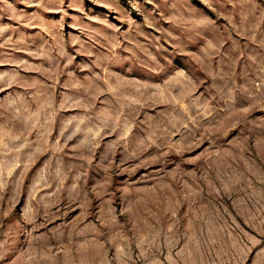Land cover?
Segmentation results:
<instances>
[{
  "label": "rangeland",
  "instance_id": "obj_1",
  "mask_svg": "<svg viewBox=\"0 0 264 264\" xmlns=\"http://www.w3.org/2000/svg\"><path fill=\"white\" fill-rule=\"evenodd\" d=\"M0 264H264V0H0Z\"/></svg>",
  "mask_w": 264,
  "mask_h": 264
}]
</instances>
